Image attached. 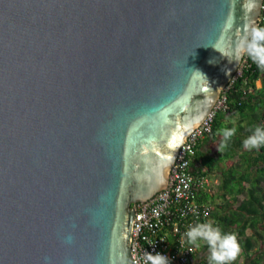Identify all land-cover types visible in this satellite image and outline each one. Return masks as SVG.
<instances>
[{"label":"water","instance_id":"1","mask_svg":"<svg viewBox=\"0 0 264 264\" xmlns=\"http://www.w3.org/2000/svg\"><path fill=\"white\" fill-rule=\"evenodd\" d=\"M261 1L0 0V264H132V205L166 185L172 134L210 111Z\"/></svg>","mask_w":264,"mask_h":264},{"label":"trees","instance_id":"2","mask_svg":"<svg viewBox=\"0 0 264 264\" xmlns=\"http://www.w3.org/2000/svg\"><path fill=\"white\" fill-rule=\"evenodd\" d=\"M257 26H264V20L259 21ZM242 60L240 76L225 92L227 107L224 111L214 114L210 132L204 136L210 142L216 141V144L210 148L211 151L205 152L198 147L201 143L199 139L191 156L190 167L195 174H206L212 170L211 162L215 157L224 160L225 170L222 174L221 187L226 186V181H234L237 192H245L246 201L241 202L236 210L224 216L223 223L218 226L222 233H234L240 245V253L245 258H250L252 240H255L253 236L246 235L245 230L249 229L261 238L257 229H264V146L248 150L243 147V140L251 134L250 130L253 127H264V69L259 68L247 55H243ZM257 80L260 82L258 87L255 85ZM222 126L236 127L237 131L226 141V147L219 153L217 149L223 136L218 134V130ZM210 144L213 145V142ZM236 153L240 155L238 163L231 160ZM196 162L204 169L195 167ZM235 166L239 169L236 175L238 178H235ZM244 182L248 185L246 189L244 188L245 191L242 187ZM250 217L254 218L250 219ZM259 258L255 255L250 259L253 263H258Z\"/></svg>","mask_w":264,"mask_h":264},{"label":"built area","instance_id":"3","mask_svg":"<svg viewBox=\"0 0 264 264\" xmlns=\"http://www.w3.org/2000/svg\"><path fill=\"white\" fill-rule=\"evenodd\" d=\"M264 20V0L261 1L259 21ZM236 69L228 83L220 90L210 111L183 139L176 150L167 173L166 185L142 202L133 206L130 224V258L132 264H145L144 253H159L168 264H188L195 248L186 242L185 232L197 222L209 220L211 205L197 198L198 192L209 183L205 174H195L189 169L197 141L210 132L211 121L218 111H224L225 92L241 73ZM191 249V250H190Z\"/></svg>","mask_w":264,"mask_h":264},{"label":"clouds","instance_id":"4","mask_svg":"<svg viewBox=\"0 0 264 264\" xmlns=\"http://www.w3.org/2000/svg\"><path fill=\"white\" fill-rule=\"evenodd\" d=\"M248 11L249 13L252 11L251 6L248 7ZM230 28L231 25L227 24L225 31ZM214 49L217 50L216 48ZM234 50L237 56L247 55L259 68L264 69V26H257L255 24L245 26L243 35L236 42ZM240 63L238 67L240 66ZM236 131V127L227 128L223 126L218 130V134L223 136V140L217 149L219 153L226 147V141L233 137L236 134ZM250 132L251 134L243 140V147L245 149L252 150L259 149L264 146V127L255 126L250 130ZM183 139V132H174L169 140L168 147L175 151L180 147ZM185 237L186 242L197 250L204 245L208 247L209 264H233L241 251L236 235L234 233H222L221 228L215 225L212 221H206L203 223L197 222L194 226H190L185 232ZM144 261L145 264H168L167 257L159 253L153 255L145 252Z\"/></svg>","mask_w":264,"mask_h":264},{"label":"crops","instance_id":"5","mask_svg":"<svg viewBox=\"0 0 264 264\" xmlns=\"http://www.w3.org/2000/svg\"><path fill=\"white\" fill-rule=\"evenodd\" d=\"M255 85L258 87L260 86V82L258 80L255 82ZM199 149L202 151H211L210 148H213L215 146L216 141L213 142V145H211L210 140L206 137H203L200 139ZM240 155L237 153L233 155L232 161L235 163L239 162ZM214 165V166H213ZM198 169L202 170L204 169L201 164L194 165ZM192 170V168L190 167ZM211 171L207 172L206 175L209 179V183L207 186L200 190L198 192V199L204 202H207L211 205V211L208 221H212L215 225L218 226L223 223L222 218L226 215H228L230 212H233L237 209L239 204L241 202L246 201V195L245 192H237V186L234 181L227 182L226 186L221 187V179L223 180V172L225 170V162L222 159H217L215 157L211 162ZM236 170V175L238 174V168L235 166L234 168ZM247 183H243V189L247 188ZM241 186H239L240 188ZM244 189V191H245ZM243 215V214H242ZM246 217V215L244 216ZM254 217H250V219H253ZM264 229H257V231L261 234V238H259V235L253 234L251 230L246 229L245 234L253 236L254 240L252 249L250 251V258L252 259L257 255L260 257L258 263H253L250 258H245L242 253H239L237 259L233 262V264H264ZM252 233V234H251ZM209 256V250L207 246H202L199 250L195 249L194 253L190 256L188 264H209L206 263Z\"/></svg>","mask_w":264,"mask_h":264},{"label":"rangeland","instance_id":"6","mask_svg":"<svg viewBox=\"0 0 264 264\" xmlns=\"http://www.w3.org/2000/svg\"><path fill=\"white\" fill-rule=\"evenodd\" d=\"M236 116V115H235Z\"/></svg>","mask_w":264,"mask_h":264}]
</instances>
